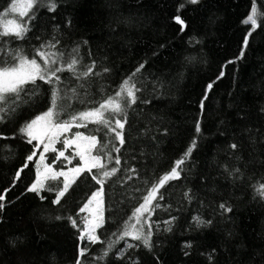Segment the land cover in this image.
<instances>
[{"label": "trees", "instance_id": "obj_1", "mask_svg": "<svg viewBox=\"0 0 264 264\" xmlns=\"http://www.w3.org/2000/svg\"><path fill=\"white\" fill-rule=\"evenodd\" d=\"M55 2V11L42 0L32 18H25L30 30L22 40L0 38V61L13 63L17 50L33 57L41 45L45 52L63 53L58 66L77 58L75 72L58 73L61 121L113 96L144 64L133 77L139 91L136 103L125 107L123 146L102 125L80 127L121 160L119 165L107 156L102 160L108 170L119 171L103 185V222L95 243L81 239L87 217L80 209L100 188L92 174L79 176L59 204L53 201L62 178L45 182L52 191H28L36 180L39 149L19 130L51 106L53 85L37 80L18 100L3 105L0 264H77L82 248L87 249L82 264H264V18H258L254 30L243 22L253 3L264 13V0ZM9 4L0 0V12ZM50 43L55 48L47 47ZM93 63L92 74L79 76ZM106 115L113 126L123 118ZM193 141L196 146L180 166V178L159 188L140 224L130 220ZM73 150L67 149L65 157H76ZM48 157L55 160L57 152ZM80 164L78 158L58 162L61 169ZM93 173L99 175L96 169ZM222 203L232 211L221 209ZM197 216L211 223L198 226ZM125 223L136 224L145 235L150 232L151 247L131 236L120 239Z\"/></svg>", "mask_w": 264, "mask_h": 264}, {"label": "snow or ice", "instance_id": "obj_2", "mask_svg": "<svg viewBox=\"0 0 264 264\" xmlns=\"http://www.w3.org/2000/svg\"><path fill=\"white\" fill-rule=\"evenodd\" d=\"M42 0H10V4L7 9L3 12H0V38L14 36L17 39L22 40L27 32L30 30L27 26V20H30L32 16L30 13L34 12V9L37 8ZM197 0H191V3H196ZM57 4L55 0H48L49 11H55ZM183 7V5H181ZM258 18H264V13H258L255 3L250 11V14L243 21L245 24H251L253 30L257 26ZM176 21L180 24L184 22L177 16ZM251 33H249L250 35ZM58 43V41H57ZM245 46L247 45V39H245ZM55 43H50L47 45L49 48H55ZM45 45H41L39 49L36 50V53L33 57H29L23 54L20 51H15L13 53L14 62L7 64L6 62L0 61V114L4 113L6 109L3 105L8 104L10 98L18 100L20 94L24 92L27 85L32 84L36 85L37 80L43 81L45 83L53 85L51 92V106L42 114L37 115L30 122H27L24 126L20 128V133L26 135L29 139L28 142L31 143L33 140L39 141L44 144V150L47 151L49 144H54L59 136L70 131V129L75 125L76 127H87V124L95 123L102 125L107 128L110 132L115 134V138L119 141L120 145L123 146L125 143L123 129L127 123V117L125 114V107L135 104L137 100L136 93L139 89L136 87V84L133 80V77L136 73L140 72L144 64H140L135 71L130 74L122 83L119 85V89L115 92L113 96L107 97L103 102H100L98 106L87 110L82 111L78 114L72 115L70 120L59 121L57 119L59 113L57 111L58 100L60 99V90L56 85L60 83L61 77L58 73L63 71L75 72L76 66L79 63V60L75 57L70 58L68 61H65L66 67L58 66V60L63 59V53L59 55L56 52H45L43 49ZM74 52L77 49H73ZM40 58L38 62L36 57ZM54 65H57L54 67ZM94 63L92 67L87 68L85 71L79 73V76L87 77L92 74V69L94 68ZM104 71H108L105 69ZM98 75V73H97ZM79 78V77H78ZM212 84L208 85V88L211 89ZM107 113H112L113 115L122 114V119H115L114 126L113 121L108 118ZM3 118V115H0V119ZM78 121H84L85 123H79ZM119 129V130H118ZM197 132L200 131L199 124L197 125ZM45 140L48 142L45 143ZM64 146L71 147L73 144L77 146L76 155L79 156L80 161L82 162L79 166L73 167L68 171H54L50 165H44V172L41 173L39 166L37 168V178L35 182L29 187L28 191L39 192L41 190H54L50 185L46 186L45 181L51 180L56 181L60 177H63V187L59 189L56 194V198L53 201L55 204H59L61 198L68 192L72 184L76 182V179L81 176L83 173L87 172L92 174L91 178L100 185V188L93 192L90 199L87 203L80 209L81 212H84L89 209V205L93 201H97L98 206L103 203V185L106 180L114 176L119 169L112 167L108 170L107 165L102 162L103 158L107 156L109 162L113 159L116 165L121 163L120 157H112L110 153L106 152V144L102 143L96 135H84L83 133L77 132L71 140H64ZM195 141L192 145L186 150L184 156L181 159H178L175 162V166L166 173L162 178L159 179L158 183L153 185L147 195L143 197L144 202L136 207L132 217L135 218L136 224L141 223V216L144 213L150 211L151 202L156 199L159 188L163 187L168 181L176 180L180 178L181 171L183 170L180 166L185 162V160L191 155L192 150L195 148ZM231 147L235 149L236 144H232ZM52 151H56L55 148H52ZM113 151L116 153L120 152V147H113ZM95 152V154H93ZM35 155V153L33 154ZM33 155H29L27 159L31 161ZM60 157H64L68 160V157H65L64 151L59 152ZM41 160L44 159L43 156L40 157ZM69 162H71L69 160ZM93 169H96L99 175L93 173ZM132 171H135L134 169ZM238 172L239 169H236ZM71 173V177L69 175ZM20 173L17 172V178ZM261 189H264V185L260 186ZM264 195V191L261 193ZM187 195V193H186ZM162 199V196L160 197ZM4 200V196L0 195V201ZM158 206V205H157ZM5 205L0 203V210H3ZM221 209H224L227 212H231L230 207H226L225 204L220 205ZM59 219V217H57ZM197 225L210 224L211 221H204L199 216L193 218ZM73 226L76 225V221H71ZM103 222V212L98 211L94 215L92 220L85 218L84 230L81 233V239L84 238V235H87L88 240L95 243L99 241V237L95 234L96 229L101 227ZM136 224L125 223L122 235L120 239L124 237L131 236L134 240H141L145 247H151L149 232L147 235L144 234L142 229H137ZM170 230V229H169ZM111 244L108 245V249L103 251V256L108 255V251L111 249ZM129 248L133 245L129 244ZM186 247H191L190 244H187ZM87 252L86 248L80 249L77 264H82L81 257H83ZM98 257L97 259H102ZM211 259V256L209 257Z\"/></svg>", "mask_w": 264, "mask_h": 264}, {"label": "rangeland", "instance_id": "obj_3", "mask_svg": "<svg viewBox=\"0 0 264 264\" xmlns=\"http://www.w3.org/2000/svg\"><path fill=\"white\" fill-rule=\"evenodd\" d=\"M57 111H58V113H59L57 119H58L59 121H61V103L59 104V107L57 108ZM77 132L83 133V132L80 130V127H76V126L74 125V126L70 129V131L62 133V134L59 136V138L57 139V141H56L54 144H49V147H48V150H47V151L44 150V144L40 143L39 141L33 140V141L36 143L37 148L39 149V152L37 153V155H36V160H35L36 178H37V168H38V166H39V170H40V172L43 173V172H44V165H45V164L50 165L54 171H60V170L68 171L69 169H71V168H73V167L79 166V165L68 166V167L65 168V169H61V166H58V162H59L62 158L65 159L64 157H60V156H59V152L61 151V139H62V137L65 135L64 138H63L64 140H66V139H67V140H71V139L74 138L75 133H77ZM83 134H84V133H83ZM84 135H85V134H84ZM86 136H87V135H86ZM28 139H29V138H28ZM47 142H48V141L45 140V143H47ZM52 148H55V149H56V152H57V157L55 158V160H50L49 157H48L49 154H51L52 152H54V151H52ZM69 148H74V150H73L72 152L76 155V153H77V151H78L76 144H73L71 147H67V148L64 146V150H63V151H64V154H65V151H66L67 149H69ZM93 154H94V153H93ZM41 156L44 157L43 160L40 159ZM68 158H69V159L66 160V161H67V164L69 163V160L72 162L75 158H78V159L80 160V158H79L78 155H76V157H68ZM81 163H82V162H81ZM69 175H70V177H71V173H69ZM60 178L64 179L63 177H60ZM45 182H46V181H45ZM95 192H96V191H95ZM101 210H102V205H99V206H98L97 201H93L92 204L89 205V209L86 210V211H84V213H85V215H86V217H87L88 220H92L93 217H94V215H96L97 212H98V211H101ZM97 229H98V228H97ZM97 229H96V230H97ZM95 234H96V233H95ZM84 237H85L86 239H88L86 234L84 235Z\"/></svg>", "mask_w": 264, "mask_h": 264}]
</instances>
